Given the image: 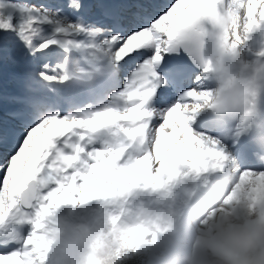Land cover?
I'll use <instances>...</instances> for the list:
<instances>
[{
    "label": "snow or ice",
    "instance_id": "obj_1",
    "mask_svg": "<svg viewBox=\"0 0 264 264\" xmlns=\"http://www.w3.org/2000/svg\"><path fill=\"white\" fill-rule=\"evenodd\" d=\"M233 7L225 39L251 53L264 0H0V64L28 65L33 92L0 93V264H50L68 204L122 214L138 193L185 186L190 199L218 188L264 206V134L203 108L211 84L194 44ZM168 231L159 218L128 229L118 264ZM159 252L149 264L168 259Z\"/></svg>",
    "mask_w": 264,
    "mask_h": 264
},
{
    "label": "clouds",
    "instance_id": "obj_2",
    "mask_svg": "<svg viewBox=\"0 0 264 264\" xmlns=\"http://www.w3.org/2000/svg\"><path fill=\"white\" fill-rule=\"evenodd\" d=\"M241 11L233 7L218 15L201 29L207 43L198 38L194 44L211 84L203 108L223 120H243L264 134V42L249 56L225 39L234 34ZM189 190L177 186L171 194L138 193L122 214L119 203L57 209L59 225L48 232L50 264H118L128 229L157 218L169 226L166 236L179 242L175 264H264V206L253 207L245 196L226 203L228 193L216 188L207 209L192 217L187 209L197 195L190 199Z\"/></svg>",
    "mask_w": 264,
    "mask_h": 264
},
{
    "label": "rangeland",
    "instance_id": "obj_3",
    "mask_svg": "<svg viewBox=\"0 0 264 264\" xmlns=\"http://www.w3.org/2000/svg\"><path fill=\"white\" fill-rule=\"evenodd\" d=\"M0 70H8V71L11 72V71H17L18 68L15 66V63L14 62H11L10 61L7 64H0ZM86 210L87 209H84V211H86ZM172 241H173V239L165 236L164 238H162L161 245L159 246L158 250H150L147 253H143V254H141V257L138 258L137 260L143 259V257L146 256L147 259H148V264H149V257L154 256V255H159L160 254L159 249H169L168 258L170 256H172L170 258H173V260H174L175 258L173 257V254L170 251V248H171L170 246L172 245ZM168 261L169 260L167 259L166 261H163L162 264H170V262H168ZM140 263H142V262H140Z\"/></svg>",
    "mask_w": 264,
    "mask_h": 264
},
{
    "label": "bare ground",
    "instance_id": "obj_4",
    "mask_svg": "<svg viewBox=\"0 0 264 264\" xmlns=\"http://www.w3.org/2000/svg\"><path fill=\"white\" fill-rule=\"evenodd\" d=\"M260 37H261V35L259 34V33H257V34H255L254 36H253V39L250 41V47H251V49H252V51H253V54L255 53V51L259 48L258 47V42H259V40H260ZM248 54V53H247ZM249 55V54H248ZM250 56V55H249ZM2 77H5V78H9V77H12V75L11 74H8V73H2ZM205 196H206V194H205ZM201 197V196H200ZM204 198H206V197H203V200H204ZM189 209H191V207L189 208ZM189 213H190V211L189 210H187V214L189 215ZM171 248H170V251H171V253L173 254V257L175 258V256L177 255V253H178V250H179V242L178 241H176V240H173L172 241V245L170 246ZM170 257H172V256H170ZM168 258V262H170V264H175V259L173 260V258Z\"/></svg>",
    "mask_w": 264,
    "mask_h": 264
},
{
    "label": "trees",
    "instance_id": "obj_5",
    "mask_svg": "<svg viewBox=\"0 0 264 264\" xmlns=\"http://www.w3.org/2000/svg\"><path fill=\"white\" fill-rule=\"evenodd\" d=\"M139 260H140V261H139ZM139 260H136V259L129 260V261H126L125 264H146V263H145V261H146L145 258H143V259H139ZM142 260H143L144 263H140V262H142Z\"/></svg>",
    "mask_w": 264,
    "mask_h": 264
}]
</instances>
